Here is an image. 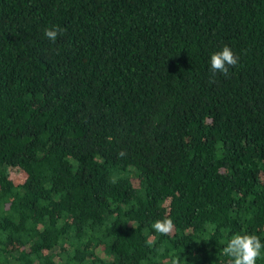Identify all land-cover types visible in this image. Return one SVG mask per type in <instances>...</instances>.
I'll return each mask as SVG.
<instances>
[{"label":"trees","instance_id":"16d2710c","mask_svg":"<svg viewBox=\"0 0 264 264\" xmlns=\"http://www.w3.org/2000/svg\"><path fill=\"white\" fill-rule=\"evenodd\" d=\"M235 234L264 244V0H0V264H227Z\"/></svg>","mask_w":264,"mask_h":264},{"label":"clouds","instance_id":"9594fccd","mask_svg":"<svg viewBox=\"0 0 264 264\" xmlns=\"http://www.w3.org/2000/svg\"><path fill=\"white\" fill-rule=\"evenodd\" d=\"M64 31L58 25H51L44 29V36L50 41L56 42L58 36L62 35ZM238 62L239 56L234 54L228 46H224L220 51L210 56V70L214 75L219 73L227 77L229 69L234 68ZM119 155L124 156L125 153L121 152ZM151 228L155 233L167 236L172 233L174 223L170 218L157 219L152 222ZM262 249H264V244L261 243L257 235L235 234L227 240L222 252L229 258L227 264H256L258 259L264 258ZM173 264H179V259Z\"/></svg>","mask_w":264,"mask_h":264}]
</instances>
